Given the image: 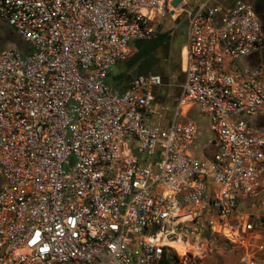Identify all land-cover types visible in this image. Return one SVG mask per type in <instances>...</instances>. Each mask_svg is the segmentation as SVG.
I'll list each match as a JSON object with an SVG mask.
<instances>
[{
    "label": "built area",
    "instance_id": "built-area-1",
    "mask_svg": "<svg viewBox=\"0 0 264 264\" xmlns=\"http://www.w3.org/2000/svg\"><path fill=\"white\" fill-rule=\"evenodd\" d=\"M221 1L0 0L21 44L0 40V264H158L190 226L264 264V32L249 2ZM169 6L185 18L178 108L203 130L178 110L151 122L158 73L106 83Z\"/></svg>",
    "mask_w": 264,
    "mask_h": 264
},
{
    "label": "crops",
    "instance_id": "crops-1",
    "mask_svg": "<svg viewBox=\"0 0 264 264\" xmlns=\"http://www.w3.org/2000/svg\"><path fill=\"white\" fill-rule=\"evenodd\" d=\"M170 9L172 10L169 7V11H171ZM171 13L172 11L163 19H156L155 22L151 23L152 28L156 32L155 38L132 40L129 45L128 58L123 62H117L106 76L108 86L121 92L127 86V79L130 78V74L134 71L138 74L164 72L163 76H161L162 85L155 90V100L152 104L154 113L149 115L151 122L162 125L176 118L177 110L180 114L177 119H185L184 116L190 119V112L195 108L190 103H185L178 108L179 84L182 76L180 69H173L171 67L172 63L168 64L166 55L168 49L171 48L176 56H180V51L185 41V24L183 16L175 17L176 14L172 15ZM179 22H183L181 23L182 26L178 24ZM254 61L264 66V52L263 54L257 53ZM169 74L171 75L169 76ZM175 80H177V83H175ZM259 126L264 130V119L259 121ZM199 127L201 130L204 129L201 125ZM195 147H193V150L198 154L199 152Z\"/></svg>",
    "mask_w": 264,
    "mask_h": 264
},
{
    "label": "rangeland",
    "instance_id": "rangeland-1",
    "mask_svg": "<svg viewBox=\"0 0 264 264\" xmlns=\"http://www.w3.org/2000/svg\"><path fill=\"white\" fill-rule=\"evenodd\" d=\"M215 2L222 4L221 0H215ZM171 11H172L171 14L174 15L173 9ZM184 19L185 18H183V20ZM181 23L179 22L178 24L182 26ZM184 24H185V21H184ZM2 28L0 32V37L2 39L4 38V36H6L5 38L7 40V36H9L12 33L8 28L6 29L4 28L2 29ZM16 42H18L17 44L20 47L21 46L20 41L17 39ZM166 56H167L168 64L178 61L177 56L172 52L171 48L168 49ZM158 74L160 76H163L164 72L158 73ZM170 75L171 74H169V76ZM170 81L174 82L172 80ZM175 83H177V80H175ZM190 119L192 121H195L199 125H201L202 128H206L207 126L206 118L201 117L198 114L196 108H193L191 110ZM195 148L197 149V146ZM207 154H209V150L205 152V155ZM184 233L187 236V240L191 244L190 248L192 245L197 246L196 249H191V251H198L199 254L201 255V257L197 259V264H239V257H240L241 250L238 249L235 245L227 242L222 236L214 235L213 237L215 239L214 246L211 248L209 246L205 248V242L208 241V239L211 236L208 235V232L204 227L190 226L184 231ZM174 254L178 257V259H180V255H178L176 252H174Z\"/></svg>",
    "mask_w": 264,
    "mask_h": 264
},
{
    "label": "flooded vegetation",
    "instance_id": "flooded-vegetation-1",
    "mask_svg": "<svg viewBox=\"0 0 264 264\" xmlns=\"http://www.w3.org/2000/svg\"><path fill=\"white\" fill-rule=\"evenodd\" d=\"M244 1H247L250 4H252V7H253L255 13L258 15V17L260 19V22H261V25H262V29H263V32H264V0H244ZM263 52H264V46L262 47V49L258 53H262L263 54ZM177 59H178V61L172 63V66L171 67L173 69H179V68H181L180 67V59H179L178 56H177ZM137 74L138 73L136 71H134V72H132L130 74V76L131 75L135 76Z\"/></svg>",
    "mask_w": 264,
    "mask_h": 264
},
{
    "label": "bare ground",
    "instance_id": "bare-ground-1",
    "mask_svg": "<svg viewBox=\"0 0 264 264\" xmlns=\"http://www.w3.org/2000/svg\"><path fill=\"white\" fill-rule=\"evenodd\" d=\"M232 2V1H230ZM171 8V6H169ZM185 7H182V9H184ZM170 12V11H169ZM174 15L179 13V10L177 9H173ZM180 69V74L182 76V68ZM181 82V81H180ZM185 103H182L181 106H183ZM167 245L170 246L171 248L174 249V251L178 254V255H183L184 253L187 252L188 249H196V245H192L190 248V242L189 241H171V242H167Z\"/></svg>",
    "mask_w": 264,
    "mask_h": 264
},
{
    "label": "trees",
    "instance_id": "trees-1",
    "mask_svg": "<svg viewBox=\"0 0 264 264\" xmlns=\"http://www.w3.org/2000/svg\"><path fill=\"white\" fill-rule=\"evenodd\" d=\"M2 27H4L5 29L7 28L3 23H0V31H1ZM12 34L7 36V39L11 38V39H13L16 42L17 38L14 35H12ZM5 37L6 36H4V38H2V40L5 39ZM0 39H1V37H0ZM16 43H18V42H16ZM158 264H178V257L174 253H170V254H167V255L164 254Z\"/></svg>",
    "mask_w": 264,
    "mask_h": 264
},
{
    "label": "water",
    "instance_id": "water-1",
    "mask_svg": "<svg viewBox=\"0 0 264 264\" xmlns=\"http://www.w3.org/2000/svg\"><path fill=\"white\" fill-rule=\"evenodd\" d=\"M188 1V3H189V5L191 6L193 3H194V1L193 0H187ZM183 15H181V17H182ZM1 32V31H0ZM184 34H185V31H184ZM1 40V42H4L5 40H6V38L5 39H0ZM7 40H10V41H12V42H14V43H16L13 39H11V38H9V39H7ZM17 44V43H16ZM134 76L133 75H131L130 76V78L129 79H127V81H128V83L130 82V80L133 78ZM127 83V84H128Z\"/></svg>",
    "mask_w": 264,
    "mask_h": 264
}]
</instances>
